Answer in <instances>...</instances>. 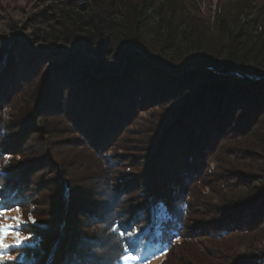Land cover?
<instances>
[{
    "label": "trees",
    "instance_id": "16d2710c",
    "mask_svg": "<svg viewBox=\"0 0 264 264\" xmlns=\"http://www.w3.org/2000/svg\"><path fill=\"white\" fill-rule=\"evenodd\" d=\"M237 4L235 15L221 12L211 23L192 0H75V5L58 7L61 30L52 35L54 42L65 48L31 52L23 42L19 47L18 35L1 45V59L8 53L9 58L0 63V74L6 67L5 73L27 67L22 83L13 86L11 94H20L18 89L27 86L30 76L40 84L35 103L46 114L38 120L40 128L50 116H66L73 129L88 140H95L101 128L108 129V148L111 135L123 130L137 112L164 108L155 137L159 148L150 149L152 159L144 165L147 180L135 178L118 186V192L127 190L129 183L138 188L136 192L141 191L135 197L137 205L129 209L127 225L121 221L124 216L112 221L118 226L113 235L124 234L116 264L140 249L149 254L172 253L170 259L177 261L174 250L177 242L185 239L191 214L190 188L204 186L209 174L204 170L223 142L253 137L264 130V0ZM4 79L3 74L0 84ZM4 133L1 131L2 136ZM3 151L0 185L12 194V200H24L23 183L27 182L25 189L36 185L30 173L39 166L25 177L23 170L28 164L6 167L7 160L13 158L8 159ZM49 163L51 160L44 166ZM240 183H245L251 196L248 207L228 210L205 231L218 241L214 243L215 264H264L260 250L232 257L234 250L224 247L228 236L256 233L264 224V172ZM100 186L101 202L107 197V182ZM77 193L80 191L71 186L64 188L61 204L53 206L57 215L49 218L61 220L68 215L70 219L92 216L98 220L105 207L93 199L88 204L81 202ZM36 201L33 198L31 203ZM61 229L52 231L56 237L49 239L48 247L31 252L29 264L49 263L50 248L64 238ZM72 247L78 248L73 251ZM69 248L65 250L74 253L67 264L96 263L89 260L86 246L78 241ZM201 252L191 251L190 257H199L197 261L205 264L208 252L203 247Z\"/></svg>",
    "mask_w": 264,
    "mask_h": 264
},
{
    "label": "rangeland",
    "instance_id": "374dc122",
    "mask_svg": "<svg viewBox=\"0 0 264 264\" xmlns=\"http://www.w3.org/2000/svg\"><path fill=\"white\" fill-rule=\"evenodd\" d=\"M192 1L194 7L201 11V15L210 19L211 23H215V18L221 12L235 15L236 7L239 6L237 3L243 0ZM65 4L75 5V0H0V50L2 43L10 40L14 35L19 37V47L25 43L28 51L31 52H40L54 46L65 48L63 43H55L52 36L55 31L61 30L58 7L63 8ZM14 52L15 49L12 53ZM6 55L1 59L0 52V63L8 62L9 53ZM26 69L27 67L19 66L10 73H5L6 67L0 74V77L5 75L3 83L0 84V97L4 98L0 101V151L4 150L5 154L11 155L7 157L13 158L10 161L7 160L6 167L12 169L13 164L16 166L28 164L27 169L23 170L25 177L34 167L39 166V170L30 173L35 186L31 185L32 188L25 189L27 182L23 183L22 193H26L24 200H21L22 197L12 200V194L4 187H0V208L19 206L25 209L30 205H35L34 212H38V216H43L45 219L38 220L34 225L22 226L20 230L31 232L32 239L23 243L19 248L10 249L11 252L20 251L22 255L17 261L9 262V264H29L31 252L38 248L48 247L49 239L53 241L56 237L52 231H57L60 227L64 238L57 239V246L54 247L55 244H53L54 246L50 248L51 260L49 259L48 264H67V258L74 253L68 251H75L78 248L72 247L71 250L69 246L75 244L76 241L86 246L90 256L89 260L96 262L95 264L111 263V260L106 262L99 257L94 249L110 247L111 236L108 233L111 227L116 225L112 221L124 216L125 220L121 221L127 225L129 209L137 205L138 199L135 197L140 195L141 190L136 192L138 188L129 183L127 190L118 192V186L129 180L133 181L135 178L138 182L147 180L144 165L152 159L149 155L150 149L157 146L155 137L159 132L164 108L158 107L137 112L138 116L126 123L123 130H120L121 133L118 132L115 135L110 133L111 143L107 148L108 129L101 128L95 140H88L73 129L66 116H50L47 123L43 125L44 128H40L38 120L46 115L44 110L41 111L42 109L35 103L40 84L30 76L27 86L18 89L20 94L13 95L10 92L13 86L19 82L22 83ZM1 131L5 132L3 136ZM94 145H97L96 148ZM18 154L22 155L20 159H17ZM254 154L260 156L255 157ZM47 160H51V163L44 166ZM47 166L51 168L49 170L46 168L47 172H45L44 167ZM204 172L209 173L205 176L204 186L190 188L193 198L189 200L191 214L187 220L186 236L185 239L177 242L174 250L178 252H176L178 260L170 259L172 253L168 256L161 252L149 254L141 252L140 249L135 254L130 253L132 256H138V260L130 261L123 257L118 264H200L196 259L199 257L191 258L190 254L191 251L202 253V247L208 252L205 264H215L216 260H213V256L216 252L214 249L216 240H213L212 235L205 231L208 232L210 225L220 221L228 210L244 209L250 204L248 201L251 196L246 191L245 183H240V181H245V177H258L264 172V130H258L253 137L248 136L237 141L232 139L223 142L211 160L208 170ZM50 181L52 184L45 186ZM106 182L107 197H102L100 202L101 197L98 193L102 190L99 188ZM66 183L67 186H65ZM69 186L80 191L77 195L83 199L81 202L88 204V201L93 199L105 207L98 220H92V216H72L70 219L68 215L61 220L49 218L50 215H57L53 206L59 207L63 189ZM28 189H30L29 192H27ZM190 190L186 192L189 194ZM60 192L62 195L58 194ZM32 197L37 200L33 204L31 203ZM93 200L90 201L94 202ZM25 218H27L26 214ZM109 218H112L110 223ZM100 221H107V223H100ZM94 227L103 229V237L89 235L86 230ZM94 238L99 241L92 244L91 239ZM66 246L70 250L66 251ZM225 246L227 249L234 250L232 257L246 256L259 250L264 252V224L256 233H238L228 236L225 238ZM120 248L121 244L117 245L111 250L110 255L116 258L120 254ZM131 251L133 250L129 252Z\"/></svg>",
    "mask_w": 264,
    "mask_h": 264
},
{
    "label": "clouds",
    "instance_id": "9594fccd",
    "mask_svg": "<svg viewBox=\"0 0 264 264\" xmlns=\"http://www.w3.org/2000/svg\"><path fill=\"white\" fill-rule=\"evenodd\" d=\"M10 159V157H8ZM20 156H17V159H20ZM2 187V185H0ZM35 211V205H30L25 209H22L21 207L17 206L14 210L11 211H4L0 212V225L7 226L10 222L7 218H14L16 220H19L22 225H34L37 223L38 220H43L45 217L34 215ZM25 214L26 217L25 218ZM17 227H20V225H17ZM89 235H95V236H101L103 237V229L102 228H91L87 229ZM118 229L117 227H111L109 230L108 235L111 236V240L109 241L110 247L106 246L104 248H96L94 249L95 253L104 259L106 262L111 260V264H116L115 256L110 255V252L112 249H114L117 245L121 243L120 237H122L124 234L122 232H119L117 236L113 237V233H117ZM32 233L31 232H24L22 230L11 233L8 238L4 241V243L8 245H16L28 242L32 239ZM13 248H19V247H13ZM126 250V249H125ZM22 255V252L15 251L11 252L9 251L7 255L0 258V264H9V262L17 261L18 257ZM136 258H139L138 256L131 257L126 256L124 257L125 260L134 261Z\"/></svg>",
    "mask_w": 264,
    "mask_h": 264
},
{
    "label": "snow or ice",
    "instance_id": "6c2138e0",
    "mask_svg": "<svg viewBox=\"0 0 264 264\" xmlns=\"http://www.w3.org/2000/svg\"><path fill=\"white\" fill-rule=\"evenodd\" d=\"M15 208L16 207H4V208H0V212L11 211V210H14ZM5 219H9L10 222H9V224L7 226L0 225V258H2L3 256L7 255L8 252L10 251V249H12L13 247H20V246L23 245V243L16 244V245H8V244L4 243V241L8 238V236L11 233L20 231V229L23 226L20 223L19 220H16L14 218H7V217H5ZM17 225H20V227H17ZM117 229H118V226H117ZM129 256L135 257V256H132L131 254H129ZM138 259L139 258H136L134 261H136Z\"/></svg>",
    "mask_w": 264,
    "mask_h": 264
}]
</instances>
